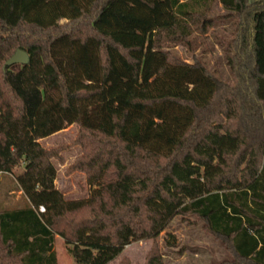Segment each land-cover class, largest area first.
Masks as SVG:
<instances>
[{
    "label": "trees",
    "instance_id": "trees-1",
    "mask_svg": "<svg viewBox=\"0 0 264 264\" xmlns=\"http://www.w3.org/2000/svg\"><path fill=\"white\" fill-rule=\"evenodd\" d=\"M218 2L235 20L230 80L169 50L206 35ZM27 65L6 67L16 51ZM79 126L92 189L65 199L41 142ZM27 205L0 212V264H111L196 217L232 257L264 264V0H0V183ZM43 207L45 211L40 212ZM121 264H129L127 260Z\"/></svg>",
    "mask_w": 264,
    "mask_h": 264
},
{
    "label": "rangeland",
    "instance_id": "rangeland-1",
    "mask_svg": "<svg viewBox=\"0 0 264 264\" xmlns=\"http://www.w3.org/2000/svg\"><path fill=\"white\" fill-rule=\"evenodd\" d=\"M229 12L215 2L212 5L210 17L215 25L208 34L194 33L186 44L169 50L177 59L194 63L199 61L217 78L230 80L231 72L227 66L224 50L234 32L235 20L226 18ZM77 124L66 127L63 131L42 140L43 147L57 149L65 147L60 156L64 165L53 161L57 169L56 187L65 199H87L92 189L87 184L86 174L74 171L67 174L69 168L82 156L83 150L76 144L79 134ZM16 169L14 175H6L0 183V212L16 210L27 205V200L15 187V177L21 172ZM164 264H222L231 262L232 257L224 245L216 241L203 228L194 216L183 218L177 216L167 229L157 239ZM152 248V241H145L128 246L121 256L111 264H121L127 260L129 264H145ZM55 252L58 264H74L66 252L64 241L60 237L55 239Z\"/></svg>",
    "mask_w": 264,
    "mask_h": 264
},
{
    "label": "water",
    "instance_id": "water-1",
    "mask_svg": "<svg viewBox=\"0 0 264 264\" xmlns=\"http://www.w3.org/2000/svg\"><path fill=\"white\" fill-rule=\"evenodd\" d=\"M28 63H29V55L23 50H18L6 63V67H11L15 65L24 66L27 65Z\"/></svg>",
    "mask_w": 264,
    "mask_h": 264
},
{
    "label": "built area",
    "instance_id": "built-area-1",
    "mask_svg": "<svg viewBox=\"0 0 264 264\" xmlns=\"http://www.w3.org/2000/svg\"><path fill=\"white\" fill-rule=\"evenodd\" d=\"M45 209L43 207L40 208V212L43 213Z\"/></svg>",
    "mask_w": 264,
    "mask_h": 264
}]
</instances>
